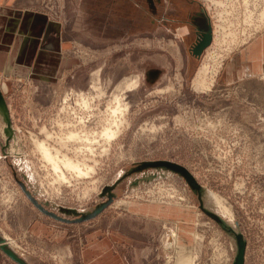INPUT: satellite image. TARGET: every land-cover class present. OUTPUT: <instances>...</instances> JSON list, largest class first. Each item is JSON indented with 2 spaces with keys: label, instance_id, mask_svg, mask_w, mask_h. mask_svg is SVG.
Wrapping results in <instances>:
<instances>
[{
  "label": "rangeland",
  "instance_id": "obj_1",
  "mask_svg": "<svg viewBox=\"0 0 264 264\" xmlns=\"http://www.w3.org/2000/svg\"><path fill=\"white\" fill-rule=\"evenodd\" d=\"M33 1L61 23L63 57L76 61L51 82L0 71L20 151L2 149L0 121V233L10 247L31 264H93L85 251L107 237L113 258L95 264H232L235 239L202 207L223 213L220 198L245 237L244 264H264V73L231 67L233 54L264 33V0H162L155 11L147 0ZM196 11L212 28L200 54L192 51ZM203 64L218 71L201 90L194 84ZM136 76V88L123 90L128 108L116 138L66 140L85 127L81 114L91 136L116 119L108 112L115 86ZM82 91L93 110L78 104ZM33 139L94 170H65L70 180L59 181ZM155 160L185 166L206 189L202 202L172 170L128 173ZM146 172L158 175L134 185ZM109 200L80 220L61 210L91 211Z\"/></svg>",
  "mask_w": 264,
  "mask_h": 264
},
{
  "label": "crops",
  "instance_id": "obj_2",
  "mask_svg": "<svg viewBox=\"0 0 264 264\" xmlns=\"http://www.w3.org/2000/svg\"><path fill=\"white\" fill-rule=\"evenodd\" d=\"M33 3V0H0V71L16 77L58 81L63 78V71L76 60L63 57L61 23L32 8ZM232 57V70L241 67L264 73V33ZM107 240V237L100 239L94 248L85 251L84 258L93 264L102 260L108 262L113 255L108 252ZM97 245L99 249L95 248ZM114 258L118 260L117 254ZM25 261L31 264L28 259ZM0 264L18 263L0 248Z\"/></svg>",
  "mask_w": 264,
  "mask_h": 264
},
{
  "label": "bare ground",
  "instance_id": "obj_3",
  "mask_svg": "<svg viewBox=\"0 0 264 264\" xmlns=\"http://www.w3.org/2000/svg\"><path fill=\"white\" fill-rule=\"evenodd\" d=\"M263 17H264V15H263ZM213 65H215V64H213ZM199 71L200 72H199V75H198V79H197L196 83L194 84L195 87L197 89H201V90L203 89V87L210 88L211 87L210 83H211L212 79H210V81L208 82L209 77L213 78L215 76V74L218 71L217 68L213 66V68L211 69V65L209 66V65H204L203 64V66L201 67V69ZM96 72H98V71H96ZM98 79H99V74H98L97 78L94 79V81L91 84V88L94 89V90H99L100 89V86H99L98 81H97ZM124 79L125 80H124V83H123L122 86H121V83L118 84L117 87L115 86L116 91H114L113 99H112L113 100L112 103H114V104H112L108 108V112H111L112 115L113 114L116 115L117 118L116 119L113 118L108 124L104 125L101 130L96 131V132L94 131L93 132L94 136H91L90 135L91 133L87 132L86 123H85V121H87V120H86L85 116L80 113L81 116H79L80 120H78V121L81 122L82 127H84V126L85 127L81 131H70L69 130L70 132L68 131V134L66 135L67 136L66 140H72V139H76L77 140V139H79L80 141L84 140L86 142L88 141L89 143H91V141L92 142L93 141L96 142L97 140H99L97 138V136L98 137L100 136V137H103L105 139V141L110 143L112 139L116 138L119 135L120 129H121L122 125L124 124V117L123 116H124L125 110L128 108V103H126L124 101L123 90H124V88H127V89L136 88V86L139 83V77H137V76L136 77H126V78L124 77ZM121 87H123V88H121ZM90 93H92V92L90 91ZM78 97L79 98H78L77 102H78V104L81 105V107L83 109L93 110V105L91 103V97H90L89 93L82 91V92H80V94H78ZM80 122H79V124H80ZM65 124H67V123H65ZM48 136H50V134H48ZM37 138L39 139V137H37ZM33 140L36 143V147L39 148L40 151H42V153H41V154H43L42 156H44V158L48 160V163L52 164V169H53L54 172L57 173V177L59 178L58 179L59 181L68 182V180H70V178L68 179V177L66 175V171L67 170L74 171L79 176H83V175L88 174L90 172V170L93 169V167L91 165L86 164L85 162L83 163V161L80 162L78 159L72 158L71 156H69L67 154H64L63 151L59 147L58 148H53V149L47 147L48 146V142L46 141V139L44 141L43 140L40 141V140H37V139H33ZM66 140H65V142H66ZM45 141L47 142V146L45 145ZM100 143H102V142H100ZM64 145H65V143H64ZM78 147H80V146H78ZM88 147H90V146H88ZM79 149H83V147H80ZM13 150L15 151V153L20 154V151H19L18 148H14L13 147ZM103 150L107 151L106 148H104ZM92 151H93V149H92ZM219 201L221 202V208H222L223 213L232 216L231 215V209L229 207H227L226 204H224V202L220 200V198H219ZM216 213L221 215L226 221L231 223L233 226H236L235 224H233V220H232L233 217H230L229 219H227L226 215H224L223 213H220L218 211H216ZM14 247H15V249L16 248L19 249L17 245H14ZM188 261L186 263H188Z\"/></svg>",
  "mask_w": 264,
  "mask_h": 264
},
{
  "label": "water",
  "instance_id": "obj_4",
  "mask_svg": "<svg viewBox=\"0 0 264 264\" xmlns=\"http://www.w3.org/2000/svg\"><path fill=\"white\" fill-rule=\"evenodd\" d=\"M212 28L210 27V24H207L204 26V29L202 31L201 37L198 40L197 43V47H196V53L200 54L203 49H205L209 44H210V40H211V33ZM0 121L2 124V135L4 136V142L1 141V145H2V149H9L11 145H13L14 148H17V135L15 132V128H14V124H13V120H11V114H10V108L7 105L6 99L4 97L3 92L0 89ZM148 167H156L158 170H172L173 172L179 173L180 175H182L183 177L185 176V178L187 179L188 183L190 184V186L193 188L194 192H196L198 194L199 200L202 202V196L205 193L206 189L202 186H198L196 184V181L193 177V175L187 170V168L184 166H181L175 162L172 161H162V160H155V161H145L140 163V165L136 166V167H132L128 173H131L133 171H140L141 169H145ZM127 174V173H126ZM126 174L125 177H126ZM157 172L155 173H144L143 176H141V178H137L135 180H133V184L134 185H138L139 183H141V181H151L153 179H155V177L157 176ZM123 179V178H122ZM122 179H119L117 182H120ZM116 185V184H115ZM112 186H108L107 188H105V190H109L112 191ZM113 192V191H112ZM111 192V194H109V197L111 198L113 193ZM110 202V200L108 202H101L100 204H98L97 207H95L93 210L91 211H84V212H79L78 210L74 209V208H63L61 207V210H63L66 213H73L75 215H80L79 218H76V220H80V219H84V218H89V217H93L94 215H96L98 213V211L102 210L105 206L108 205V203ZM40 206V205H39ZM203 209L206 211V213L208 215H210L211 217H213L214 219H216L219 223V225L221 226V228L223 230H225L229 235L231 234L233 236V238L236 241L237 244V249H236V253L234 256V260L232 264H244L245 263V249H246V243H245V237L242 234V232L238 229L237 224L235 223L236 226H233L231 223H229L228 221H226L221 215H219L218 213H214L213 211H211L210 209L206 208L204 205H202ZM0 248L6 252V254L11 257L12 259L16 260L17 262H19L20 264H27V262L25 261V259H23L20 254L15 251L14 249H12L9 245V243L7 242L6 237L2 236V234L0 233Z\"/></svg>",
  "mask_w": 264,
  "mask_h": 264
},
{
  "label": "flooded vegetation",
  "instance_id": "obj_5",
  "mask_svg": "<svg viewBox=\"0 0 264 264\" xmlns=\"http://www.w3.org/2000/svg\"><path fill=\"white\" fill-rule=\"evenodd\" d=\"M148 1V4H149V7L152 8V10L155 11L156 7H157V4L159 2H161L162 0H147ZM191 20L193 22V24H195V28H196V34H197V40H199V38L201 37V34H202V31L204 29V26L207 24H209V19H207V17L202 13V12H199V11H196L194 13H191ZM198 27V28H197ZM195 41V45L193 46V52L196 50V47H197V43L198 41ZM7 150V149H6Z\"/></svg>",
  "mask_w": 264,
  "mask_h": 264
}]
</instances>
